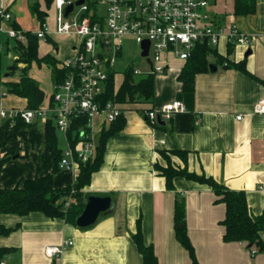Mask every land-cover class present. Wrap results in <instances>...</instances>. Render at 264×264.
Segmentation results:
<instances>
[{"label":"crops","instance_id":"0c3cea01","mask_svg":"<svg viewBox=\"0 0 264 264\" xmlns=\"http://www.w3.org/2000/svg\"><path fill=\"white\" fill-rule=\"evenodd\" d=\"M209 5L219 22L235 23L243 31L256 34L248 44H235L229 55L233 61L244 60L251 74L228 68L225 63H218L216 70L198 73L193 107L175 113L171 120H162L164 127H158L148 122L140 110L158 109L180 99L182 83L178 77L186 62L165 54L166 70L155 75L154 102L122 105L126 119L124 128L108 139L102 166L93 174L89 185L80 192L76 190L78 193L72 203V207L85 208L88 197L97 194L110 196L112 208L85 227L64 217L50 218L42 212L21 216L0 211L1 224L19 225L8 235L0 234V247H17L6 257L5 264H144L133 237L139 219L144 242L153 245L159 264H193L189 252L176 238L175 203L181 197L185 201L186 226L199 264H264L263 251L250 248L246 242L224 240L222 220L226 205L217 201L212 187L179 176L169 189L165 177L154 167L157 161L166 163L159 150L174 147L188 150L189 170L212 175L230 189L244 190L251 211L264 216V114L254 112L255 104L264 99V83L258 79L264 78V0H257L256 12L249 15L234 14L235 0H213ZM2 6L12 14L19 28L36 31L41 27L27 0H0ZM42 9L48 13L46 23L50 32L46 41L50 46L41 52L39 45V55L52 54L59 63L75 53L77 38L56 32L54 5L48 9L42 1ZM50 12H55L53 23L48 21ZM30 19L36 21L35 27ZM63 36L70 42L65 56L60 57L57 38ZM0 39H5L1 32ZM6 48H0V109L27 107L26 98L3 94L4 81L19 79L16 71L11 72L13 62L10 64L7 60L13 51ZM216 48L223 56L228 54L227 42L222 41ZM16 57L14 53L13 60ZM214 62L213 57L210 64ZM127 66L122 71L123 76ZM32 73L30 75L47 93L46 104L54 91L52 73L48 75L51 83ZM115 84L120 85L116 78ZM2 122L0 115V127ZM46 123L38 121L21 129L16 140L0 149V159L7 152L16 151L2 167L1 186L14 187L20 179L33 177L38 167L42 174L53 170V156L46 149ZM93 125L99 140L108 125L104 127L100 119L93 120ZM66 146V141L64 146L59 144L62 150ZM172 158L177 165H185L179 157ZM78 174L76 170L60 169L54 175V185L75 188ZM261 237L264 241V230ZM65 239H72L74 243L65 246L60 257L46 254L47 246L61 245Z\"/></svg>","mask_w":264,"mask_h":264},{"label":"built area","instance_id":"2783aa9c","mask_svg":"<svg viewBox=\"0 0 264 264\" xmlns=\"http://www.w3.org/2000/svg\"><path fill=\"white\" fill-rule=\"evenodd\" d=\"M76 1L54 0L56 32L74 35L77 42L75 53L58 63L64 77L54 85L49 102L38 108L0 109L3 119L21 120L27 124L54 119L67 144L59 161L60 169L79 172L83 162L96 156L99 140L94 134L93 120L100 119L105 127L124 113L120 104L105 100V95L112 74L117 73L116 61L122 54L126 38L133 37L140 45L139 61L144 60L148 70L144 72L135 67V62L125 71L133 65L136 76H148L166 70L165 54L186 61L201 43L213 47L222 41L248 44L256 36L243 31L235 23L219 22L210 11L208 0H93L95 9L90 8L89 0H84L81 5H75ZM71 4L74 7L67 14ZM0 17V32L6 40L27 41V31L12 25V14L3 6L0 7ZM49 32L46 22L32 31L39 40H47ZM5 39H0L1 49L6 47ZM145 40H149L150 45L148 54L142 55V42ZM7 93L4 88L3 94ZM186 109L184 101L175 99L161 108L145 112L148 120L155 123L171 120L175 113ZM254 112L264 114V99L255 104ZM79 119L82 123L71 137L70 130ZM75 194L76 189L72 188L64 200V210L72 206ZM73 243L72 239H65L61 245L47 246L45 252L49 257H60L64 247Z\"/></svg>","mask_w":264,"mask_h":264},{"label":"trees","instance_id":"16d2710c","mask_svg":"<svg viewBox=\"0 0 264 264\" xmlns=\"http://www.w3.org/2000/svg\"><path fill=\"white\" fill-rule=\"evenodd\" d=\"M27 1L31 13L36 16L42 26L48 16V13L42 9V1L45 3L46 8L49 9L54 0ZM89 4L91 9H95V1L89 0ZM256 9L257 0H235V15L253 14L256 12ZM12 25L19 28L15 21L12 22ZM26 35V42H12L9 39H5L4 41L7 45V51L12 50L17 56L11 65V72L15 73L17 69H20L18 66L20 63H24L25 66L20 69L21 73L18 80H7L3 82V85L8 93L26 98L28 108H38L45 103L47 93L39 85L38 81L30 75L29 70L32 63H46L51 68L54 85L63 80L64 71L58 67V61L52 54L39 55V38L36 34L32 33V31H27ZM234 45L233 43H229L228 54L223 56L216 47L208 43H201L186 60L178 78L182 83L179 98L184 101L187 108H192L194 104L196 75L211 70L210 56L215 58L214 65L225 63L228 68L233 67L250 73L244 60L233 61L229 58ZM132 68L133 65L124 72L122 82L119 86L115 84V72L112 74L105 100H113L115 103L120 104L121 107L123 104L154 102L156 96L155 75L136 76ZM258 79L264 83V78ZM149 109L140 110L148 122L150 121L145 111ZM79 123H82L81 119L77 122L75 121L74 126L71 128V137L77 133L78 127H80ZM150 123L154 126L164 127V124L160 121ZM125 124V114L122 113L102 130L99 136L96 156L81 164L76 182L73 185L78 192L91 183L93 174L100 169L104 161L108 139L121 131ZM29 125L31 124H27L21 120L12 121L11 119H3L0 127V149L5 147L9 142L16 140L20 130ZM45 136L46 149L52 153L54 160L53 170L47 174H42L38 167L33 177L20 179L14 187H3L0 185V211L2 213H12L21 216L28 215L32 212H42L50 218L64 217L68 221L76 223L84 207L71 206L68 210L63 209L64 196L71 192L72 185L66 187H56L54 185V175L60 170L59 161L62 157L63 150L59 147L58 130L53 118L46 123ZM189 153L188 150L180 147H174L170 150H159V154L166 163L162 164L157 161L154 167L165 177L167 188L172 189L174 187V179L179 176L212 187L218 196L217 201L223 202L226 205V214L222 220V224L225 226L224 240L227 242H246L250 248L256 247L257 250L264 252V241L261 237V233L264 230V216L254 214L251 211L246 192L244 190L230 189L218 182L212 175L205 172L197 173L189 170L187 165ZM14 155H16V151H9L0 159V173L5 161ZM173 156L179 157L185 165H177L172 158ZM18 227L19 225L9 227L0 223V234L8 235ZM175 232L178 241L189 252L193 264H199L195 247L187 230L186 205L182 197L177 198L175 203ZM133 237L139 251L143 255L144 264H159L153 245L144 242L141 219L138 220V230ZM16 250L17 247L15 246L0 247V264L9 254Z\"/></svg>","mask_w":264,"mask_h":264},{"label":"rangeland","instance_id":"374dc122","mask_svg":"<svg viewBox=\"0 0 264 264\" xmlns=\"http://www.w3.org/2000/svg\"><path fill=\"white\" fill-rule=\"evenodd\" d=\"M209 2H212L213 0H208ZM54 5V1L52 3L51 6ZM54 15H55V12H50V16L48 21L49 22H52L53 23V19H54ZM53 16V17H52ZM29 21H31L30 23L33 24V27H35V24L34 22H36L35 20L32 21V19H30ZM46 40H42L40 39L39 40V45H40V49H41V52H43L47 47H49V43L50 42H45ZM13 42V41H12ZM57 42L59 44V47L61 49L60 53H59V56L60 57H63L65 55L63 54H66V48L68 47V44H69V40L63 36V38H57ZM141 53V48H140V45L137 44L132 37H128L125 39L124 41V44H123V49H122V56L119 57L116 61V67L118 69V73H117V77H116V82H117V85L121 83L122 79H123V73L122 71L124 70V68L127 66V65H130L132 63V61L138 57ZM13 52H11L9 55V59L8 62H10V64L13 62ZM210 60L213 61V57L210 56ZM135 67H138L139 69H141L142 71L146 72L148 70V66L146 64V62L144 60H141V61H138L136 62L135 64ZM19 68H23L25 65L24 63H20L18 64ZM20 69H17L16 70V73L18 76H20V73H21V70ZM50 67L46 64V63H43L41 65V67H39L37 65L36 62H33L32 65H31V68L29 70V73H32L33 75H39V77L42 78H47L46 81L49 80V83H51V79L49 78L48 79V75L50 73ZM42 81H45V80H42ZM52 87V86H51ZM59 137V144L64 146L65 144V136L63 134H59L58 135Z\"/></svg>","mask_w":264,"mask_h":264},{"label":"water","instance_id":"95a60500","mask_svg":"<svg viewBox=\"0 0 264 264\" xmlns=\"http://www.w3.org/2000/svg\"><path fill=\"white\" fill-rule=\"evenodd\" d=\"M84 2V0H78L75 2V5H81ZM74 7V4H71L68 6L66 13H70ZM149 40H145L142 42V47L144 48V51L142 52V55L148 54L149 49ZM140 60V56L136 57L133 60V63ZM210 68L212 70H216L217 66L210 64ZM162 124L165 122L162 120H159ZM112 208V198L110 196H102L97 194H92L88 197L85 208L83 212L78 216L77 218V224L81 227L89 226L93 224L99 215L102 212H106Z\"/></svg>","mask_w":264,"mask_h":264},{"label":"bare ground","instance_id":"6f19581e","mask_svg":"<svg viewBox=\"0 0 264 264\" xmlns=\"http://www.w3.org/2000/svg\"><path fill=\"white\" fill-rule=\"evenodd\" d=\"M10 44V43H9ZM121 57V56H120Z\"/></svg>","mask_w":264,"mask_h":264}]
</instances>
